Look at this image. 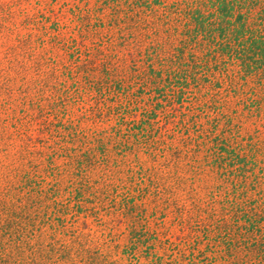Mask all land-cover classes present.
<instances>
[{
    "label": "rangeland",
    "instance_id": "374dc122",
    "mask_svg": "<svg viewBox=\"0 0 264 264\" xmlns=\"http://www.w3.org/2000/svg\"><path fill=\"white\" fill-rule=\"evenodd\" d=\"M177 1L165 0L161 5L162 2L148 4L144 0H0V183L16 180L22 169H27L30 175L34 170V182L29 188L33 190L34 214L30 219L39 228L35 231L33 227L36 237L29 248L37 256L46 251L48 263L66 264V259L59 258L58 249L71 244L73 239L78 244L74 247L87 239L97 247L107 235L111 239L98 244L99 249L108 251L111 258L126 257L121 245L126 230L114 202L129 191L143 205L150 227H157L161 234H173L178 227L177 205L183 204L187 212L193 213L194 203L204 206L210 203V190L214 187L208 192L206 185L214 179V168L210 167L212 162L206 161L198 142L213 138L221 127L225 138L232 142L240 138L241 142L264 140V118L258 120L242 100L248 97L246 85L235 84V89L242 91L239 95L230 86L222 85L219 92L199 86L204 92L201 94L189 79L181 90V102H175V108L168 110L170 121L159 123L163 126L160 132L163 134L158 136L162 141L159 150L134 154L131 149H113L109 142L102 143V149L98 147L96 137L105 135L114 121L110 112L109 116L104 115L105 108L115 105L122 83L129 81L132 86L134 83L137 92L134 96L147 97L149 85L143 88V84L136 85L144 73L142 68L148 61L164 65L166 56L173 54L176 43L173 39L182 20ZM41 40L44 46L40 47ZM27 41L30 46L24 44ZM74 45L78 46L79 55L75 56ZM189 53L185 58H190ZM50 57L54 64L44 62ZM76 58L87 69L93 65V69L85 72L90 77L99 76V84L92 88L85 86L80 90V101L69 104L66 118L77 121L74 127L81 128V135L77 132L73 135L78 136L72 137L65 131L67 137L59 139L56 131H62V126L53 125L60 122L57 118L54 121L50 116L53 123L49 133L41 126L38 111L41 104L44 110L49 102L39 101L31 79L36 75L38 63L41 68L45 65L49 71L59 73L61 62L72 64ZM197 71L191 66L193 76ZM81 79L86 80L82 76ZM174 79L177 78L170 79L171 89ZM117 81L121 87L115 86ZM57 87L55 91L43 89L47 100L55 97ZM101 109L103 113L98 112ZM10 115H19L13 120L17 122L15 126L12 120L8 121ZM216 119L219 120L215 129ZM206 128L207 133L203 131ZM88 157L89 162H83L85 168H79L78 161ZM41 189L45 193L42 198ZM54 196L55 206L60 205L66 213L62 230L56 226L57 215L51 208ZM192 196L196 197L191 199ZM6 205L3 211L0 207L2 219L7 215ZM14 219L21 220L18 214ZM20 231L17 228L16 233ZM75 233L77 237H71ZM18 253H13L10 262L16 259L14 264H21ZM79 255L74 253L76 264H80Z\"/></svg>",
    "mask_w": 264,
    "mask_h": 264
},
{
    "label": "trees",
    "instance_id": "16d2710c",
    "mask_svg": "<svg viewBox=\"0 0 264 264\" xmlns=\"http://www.w3.org/2000/svg\"><path fill=\"white\" fill-rule=\"evenodd\" d=\"M150 1L162 2L161 5L166 3L165 0H144L148 4ZM177 5L182 20L173 39L176 41L173 54L166 56L168 59L164 65H154L148 61L146 67L142 68L144 73L136 80V85L143 84V88L147 84L151 89L143 99L135 97L134 83L132 86L125 81L122 86L117 81L115 86H122L120 96L113 107L106 106L104 113L109 116L110 112L114 121L108 125L105 135L96 137L98 147L109 142L113 149H131L134 154L159 150L162 141L158 136L163 134L160 133L163 126L159 123L161 120L170 121L168 110L175 108V102H181V90L190 80L199 92L203 90L199 86L219 92L222 85L230 86L234 94L239 95L242 91L235 89V84L246 85L248 89L245 95L248 97L242 100L247 108L250 106L258 120L264 118V0H178ZM30 43L24 42L27 46ZM38 46H44L43 40ZM64 47L62 45V49ZM76 49L75 56L80 54L78 46ZM188 52H191L190 58H185ZM72 61V64L61 62L59 73L49 71L45 65L41 68L38 63L35 66L36 75L31 79L38 90L39 101L49 102L44 110L41 104L38 111V116L42 118L41 126L46 127L49 133V126L53 123L50 116L54 117V121L59 120L58 124H53L62 126V131H56L59 139L77 132L81 135V128L77 130L74 127L77 121L66 118L70 113L69 104L80 101V90L85 86L92 88L99 84V76L90 77L85 72L94 68L92 64L87 69V65H81L77 58ZM44 62L55 63L51 57ZM191 66L198 70L194 76L190 73ZM81 76L87 81L82 80ZM171 78H177L175 82L173 80L174 89H171ZM56 87L59 91L53 92L55 97L47 100L43 89L55 91ZM201 94L204 92L201 91ZM98 112L103 113L102 109ZM18 116L10 115L7 118L8 121H16ZM218 120L214 124L215 129ZM14 121L15 126L17 122ZM220 129L213 138L209 136L205 142H198L202 144L206 161L212 162L210 167L214 168V179L206 185L208 192L214 187L210 190V203L205 206L194 203V214L187 212L183 204L175 205L178 207L175 214L178 225L176 232L166 235L161 234L157 227H150L146 219L148 214L141 207L143 205L129 191L114 202L126 230L121 244L126 257L111 258L108 251L99 249L98 244L111 239L107 235L98 242L97 247L89 239L74 247V244H78L73 239L71 244L68 242L58 249L59 258L66 259V264H76L74 253H80V264H264V140L241 142L240 138V141L232 142L230 138H225L223 128ZM203 131L209 132L207 128ZM188 145H192L191 142ZM55 150L58 148L52 152L55 153ZM89 160L90 157L85 161L79 160L77 166L85 168L84 164ZM33 172L30 175L27 169H22L16 180L0 183V207L3 211L7 204L8 215V218L7 215L0 218V264H14L16 259L10 260L17 251L21 264H53L46 262V251L42 250L41 256H37L30 249L36 237L33 227L35 231L39 228L30 219L34 211L33 190L29 189L35 178ZM44 194L42 189L39 190L40 198ZM55 198L51 208L54 209L53 214L57 215L56 226L62 230L66 225V213H63L64 208H60V205L55 206ZM17 214L21 218L18 222L14 219ZM17 228L21 229L18 234ZM71 237H77L76 233Z\"/></svg>",
    "mask_w": 264,
    "mask_h": 264
}]
</instances>
